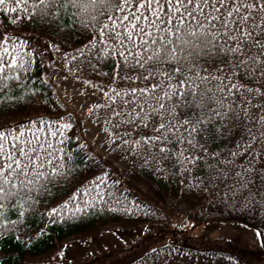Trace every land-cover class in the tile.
<instances>
[{
  "label": "snow or ice",
  "instance_id": "obj_1",
  "mask_svg": "<svg viewBox=\"0 0 264 264\" xmlns=\"http://www.w3.org/2000/svg\"><path fill=\"white\" fill-rule=\"evenodd\" d=\"M36 7L54 20L71 9L72 24L64 27L79 18L95 33L85 48L98 60L118 57L124 74L115 76L138 82L104 93L105 122L116 121L109 143L120 140L125 151L143 154L145 165L192 179L189 191L220 196L223 189L225 199L247 191L242 207L259 195L264 210V0H36ZM9 135L0 130V199L20 189L31 199L30 186L71 175L62 140L54 148L39 128L32 139L23 127Z\"/></svg>",
  "mask_w": 264,
  "mask_h": 264
},
{
  "label": "trees",
  "instance_id": "obj_2",
  "mask_svg": "<svg viewBox=\"0 0 264 264\" xmlns=\"http://www.w3.org/2000/svg\"><path fill=\"white\" fill-rule=\"evenodd\" d=\"M71 12L70 9L66 17L61 11L59 18L54 20L51 16L42 18L36 0H4L0 4V65L4 66L0 72V130L14 135L13 129L23 127L24 138L32 139L39 128L41 139L46 136L57 149L61 148L58 141L62 140L66 167L71 170V175L57 178L51 184L45 183L44 188L30 186L31 199H25L29 189H20L8 200L0 199V205H4L0 207V264H37L43 258L55 257L69 242L92 239L111 229L135 230L168 220L160 208L120 189L122 185L117 190L109 186L107 183L112 180V173H108L107 181L100 185L103 192L96 193L95 186L103 178L106 168L96 167L94 162L89 163L85 158L87 154L75 125L63 128V124L53 119L61 116L64 108L44 77L38 45L33 38L62 54L68 73L80 81H90L94 89L108 92L109 87H115L126 91L129 85L138 83L121 81L115 76V73L124 74L117 67L118 57L98 60L95 50L85 48L95 33L91 28L83 30L79 18L71 29L64 27L65 22L72 24L68 18ZM75 49H82L85 55H78ZM65 53L76 59L69 60ZM13 56L17 60L14 66ZM89 64L96 66L95 71ZM106 104L108 102L91 110L89 117L95 123L103 124L111 136L116 121L113 118L111 122H105L110 113V108L104 106ZM53 131L57 133L55 137L51 136ZM123 133V129L116 132L122 139H128ZM226 146L231 147L230 144ZM125 147L120 140H113L109 146L112 159L123 166L133 184L145 187L170 212L186 214L197 211L202 216H197L200 222L233 223L245 227L256 231L264 245V210L259 195L253 197L254 203L242 207L247 191L238 193L235 198L229 194L227 199L223 197V189L220 196L215 192L201 193L197 189L189 191L186 186L195 181L178 172H161L156 166L145 165L143 154L125 151ZM53 207L57 209L55 214L50 212ZM21 211L23 215H20ZM164 250L167 254L174 252L180 256L197 253L206 257L220 256L222 264H245L244 259L236 254L212 249L191 250L181 244L162 245L153 249L151 254ZM129 264H146V259Z\"/></svg>",
  "mask_w": 264,
  "mask_h": 264
},
{
  "label": "rangeland",
  "instance_id": "obj_3",
  "mask_svg": "<svg viewBox=\"0 0 264 264\" xmlns=\"http://www.w3.org/2000/svg\"><path fill=\"white\" fill-rule=\"evenodd\" d=\"M32 40L38 45L44 77L54 88L64 108V113L53 119L63 125H75L83 149L92 158L94 166L106 168L103 178L95 186V192H103L100 185L107 181L106 175L112 173V180H108L107 184L114 190L122 185L120 189L140 196L168 216L163 224H149L126 231L111 229L92 239L69 242L55 257L43 258L37 264H129L141 259H146V264H222L220 256L206 257L199 253L180 256L174 252L167 254L164 250L151 254L153 249L171 244H181L197 251L212 249L229 252L239 255L245 264H264V245L256 231L233 223L200 222L197 216L201 215L197 211L186 214L170 212L145 187L133 184L123 166L110 156L109 132L103 124L95 123L89 117L90 111L98 108L97 105L108 102L104 94L107 91L94 89L71 76L62 54L45 46L37 38ZM13 130L20 131L19 128Z\"/></svg>",
  "mask_w": 264,
  "mask_h": 264
}]
</instances>
